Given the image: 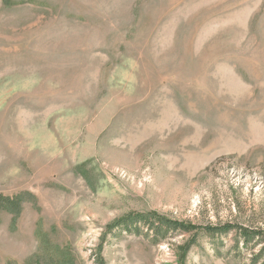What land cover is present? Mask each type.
Here are the masks:
<instances>
[{
    "label": "rangeland",
    "instance_id": "1",
    "mask_svg": "<svg viewBox=\"0 0 264 264\" xmlns=\"http://www.w3.org/2000/svg\"><path fill=\"white\" fill-rule=\"evenodd\" d=\"M23 193L0 264H252L200 228L264 229V0H0V194ZM137 214L200 228H111Z\"/></svg>",
    "mask_w": 264,
    "mask_h": 264
},
{
    "label": "trees",
    "instance_id": "2",
    "mask_svg": "<svg viewBox=\"0 0 264 264\" xmlns=\"http://www.w3.org/2000/svg\"><path fill=\"white\" fill-rule=\"evenodd\" d=\"M26 195L28 193L18 194L15 197L5 196L0 194V209H6L14 215H20L23 208V202L26 200ZM154 218L151 217V214H137L134 217H129L127 220H119L111 226L114 227H124L131 229L136 233H142L143 227L145 226L147 231H154L155 236H160V238L165 239L169 231H180V232H191L196 229H199V226L185 223L179 220H171L164 216H159L153 214ZM200 229H204L208 234H228L232 230H237L240 236L242 237L243 243L247 246L251 242L261 244V248L258 254L253 255L251 258L252 264H264V260L261 262V258L264 257V229L261 227H250L243 224H235L231 222H226L218 226H204ZM195 243L189 241L187 246H185V251H189L191 246ZM16 264V263H8ZM57 264H63L58 262Z\"/></svg>",
    "mask_w": 264,
    "mask_h": 264
}]
</instances>
